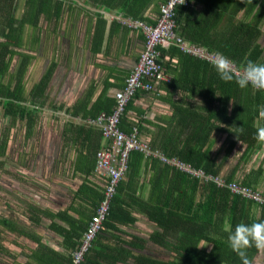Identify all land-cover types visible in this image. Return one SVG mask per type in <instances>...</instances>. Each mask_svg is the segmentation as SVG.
<instances>
[{
    "label": "trees",
    "instance_id": "trees-1",
    "mask_svg": "<svg viewBox=\"0 0 264 264\" xmlns=\"http://www.w3.org/2000/svg\"><path fill=\"white\" fill-rule=\"evenodd\" d=\"M163 1L83 0V3L108 10H118L129 18L154 24L160 13V3ZM233 1L234 5L230 9L227 5L229 0H188L187 5H180L174 9L176 23L174 31L183 39L209 52L223 53L238 68H243L249 60L264 63V44L260 41L261 26L264 24V0ZM154 2L157 14L148 22L143 12L150 3ZM240 10L242 17L238 18ZM76 12L90 13L75 0H0V105L11 116L6 126L5 137L0 142L2 149L11 126H15L18 120L26 124V135L30 132L34 122L33 113L26 100L28 96L33 98L43 94L53 70L54 65L51 64L27 93L25 74L33 58L30 50L41 39L43 45L41 49L45 51L48 45L46 32L48 35L57 34V30L64 25L63 17L67 15V20L70 21ZM60 20L62 21L59 22ZM103 21L95 20L92 32L90 31L92 27L87 28V32L91 33L94 49L101 43ZM71 35L73 38L76 31H72ZM160 52L165 72L173 70L170 69L172 65L170 58L176 57L178 62L184 65L181 67V72L186 76L189 84L195 82L199 87L204 85L201 89L202 93L214 94L216 98L214 109H208L214 114L213 118L230 124L225 128L228 131L225 138L216 147L218 143L213 134L223 129H220L217 123L214 131L212 125L207 124V118L211 116L199 115L196 118L193 112L187 120H191L194 130L190 128L183 141H179L178 136L170 134L157 145L150 141L149 146L166 156H175L205 173L220 175L228 183L235 182L254 190L258 189L263 168L258 165L245 170V166L252 153L264 142L257 138L258 129L264 127V90H257L251 86L241 89L234 81L227 83L222 81L213 62L183 52L173 44L161 48ZM14 60L18 64L11 71ZM229 97H232V105L228 110L224 106ZM113 105L114 100L104 112H110ZM100 112L102 111L96 110L92 119ZM182 120L184 123L187 121L186 118ZM122 123L123 117L120 119V127L126 131L136 126L131 124L126 129ZM241 128L243 131H240ZM237 141L245 144L241 153L234 151ZM141 157L143 154L138 150L129 152L126 173L128 175L131 173L132 178L139 170ZM146 158L153 163L152 166L161 163L160 167L157 166L158 169L162 170V174L168 175L167 194L163 189L165 181H160L158 176L153 179V191L148 200L143 201L135 197V204L137 206L140 204L144 213L152 220L155 229L148 233L146 240L134 235L123 237L109 232L108 228L116 229L118 222H127L124 212L128 207H136L121 193L124 189L133 190V188L127 181L121 180L115 188L104 228L97 233L81 264H242L241 259L229 246L228 237L239 223L251 224L264 221V205L238 193H232L227 186H217L212 181L205 182L203 179L192 177L180 169L161 162L157 157L146 156ZM226 162H230V165L225 172ZM175 182L177 183L174 185ZM102 191L103 185L100 189H96L95 197L91 199L85 196L78 199V202H75V196L72 194L67 209H70L69 206L77 210L85 209L89 213L85 225L81 219L73 227L66 209L56 214L61 219L69 221L73 227L68 231L63 227L52 225V228L64 236L66 245L71 251L77 247L81 232L94 215L102 198ZM262 192L264 193V189ZM73 203L77 206L75 207ZM256 208H259L258 215L255 212ZM206 209H209V215L205 218ZM40 211L55 216L48 212V208H41ZM129 220L133 222L135 219L130 216ZM148 242L153 243L155 248L148 247ZM157 246L164 251H159ZM48 251L54 250L41 244V253L38 257L42 261L48 259L44 264H70V255L65 257L64 262L58 263L49 260L53 255L48 254ZM258 251L259 248L255 246L247 249V257L251 262Z\"/></svg>",
    "mask_w": 264,
    "mask_h": 264
},
{
    "label": "crops",
    "instance_id": "crops-1",
    "mask_svg": "<svg viewBox=\"0 0 264 264\" xmlns=\"http://www.w3.org/2000/svg\"><path fill=\"white\" fill-rule=\"evenodd\" d=\"M75 1L90 13L76 12L70 21L65 15L64 25L57 30V34L48 35L46 32V50L41 49V39L30 50L33 58L25 74L27 93L46 69L54 65L43 94L33 98L28 96L26 100L32 109L34 121L30 132L26 135V124L18 120L15 126H11L4 148L0 147V264H44L48 259L42 261L38 257L41 244L54 250L48 251V254L53 255L49 259L53 262L62 263L70 255L71 248L66 245L64 236L52 225L71 231L81 219L84 225L89 219L85 209L67 207L72 194L75 202L85 196L92 199L96 189L103 185L102 176L94 170V162L95 151L104 146L106 140L101 136L99 126L91 119L96 110L104 111L111 106L114 92L123 86L125 77L142 49V31L122 23L128 16L118 10L84 4L83 0ZM233 2L229 0L227 3L230 9ZM155 14V2L150 3L143 12L148 22L154 19ZM237 17H242V10ZM98 19L104 20L101 24L103 35L101 43L94 49L87 28L92 27V32ZM262 27L263 24V35ZM72 31H76L73 38ZM170 60V69L173 70L166 71L167 80L155 82L151 91H137L127 103L122 126L127 129L129 125L135 124L139 137L148 144L151 141L157 145L170 134L183 141L186 132L190 128L194 130L191 120L187 119L195 112L193 115L196 118L199 115L211 116L207 118V124L212 125L214 131L217 123L223 129L213 134L217 147L228 133L225 128L230 123L213 118L214 114L208 109H214V94L202 93L204 85L199 87L195 82L189 84L181 72L184 65L176 57ZM17 64L15 61L11 71ZM231 105L232 97H229L224 108L229 110ZM184 118L187 120L185 123L182 120ZM10 119V114L0 105V142L5 137ZM263 143L251 155L261 154L260 162L257 163L261 166H264ZM13 147H17L16 152ZM244 147V143L237 141L234 151L241 153ZM151 164L143 155L137 174L132 178L131 173H126L123 179L133 190L124 189L121 193L134 205L135 197L148 200L153 191V179L158 176L160 181H165L163 189L167 194L168 175L158 169L161 163L156 166ZM229 165L230 162L225 163V172ZM257 187L264 189V173ZM163 189L160 190L161 195ZM41 208H48V212L55 216L42 213ZM65 209L73 227L69 221L56 216ZM255 212L258 215L259 208ZM205 214L206 218L209 209H206ZM130 216L135 219L133 222L129 220ZM124 217L127 222H118L116 229L108 228L110 233L123 237L134 235L146 240L148 233L155 229L140 204L128 207ZM14 228L15 231L12 230ZM262 252L263 249H259L252 263L264 264Z\"/></svg>",
    "mask_w": 264,
    "mask_h": 264
},
{
    "label": "built area",
    "instance_id": "built-area-1",
    "mask_svg": "<svg viewBox=\"0 0 264 264\" xmlns=\"http://www.w3.org/2000/svg\"><path fill=\"white\" fill-rule=\"evenodd\" d=\"M188 0H164L159 6V16L154 24L145 21L126 18L122 23L131 28H139L143 35V45L138 58L125 77L124 84L114 92V105L110 112H100L92 119L99 125L101 136L106 144L96 151V171L104 179L102 198L90 218L86 228L82 232L80 241L75 249L70 252V264H81L84 254L92 246L97 233L104 228L109 207L117 184L124 179L128 169V156L132 150L140 151L144 156L157 157L161 162L180 169L192 177L212 181L217 186H227L232 193H238L264 205V193L259 189L238 183H228L220 175L205 173L201 169L192 167L189 163L175 156H166L164 153L149 146L142 140L136 126L130 131H124L120 127V119L125 112L126 105L137 91H149L154 88L157 81L167 80L161 60V48L175 45L183 52L196 55L210 62L214 60V53L205 48L190 43L177 35L174 31L175 7L187 5Z\"/></svg>",
    "mask_w": 264,
    "mask_h": 264
},
{
    "label": "clouds",
    "instance_id": "clouds-1",
    "mask_svg": "<svg viewBox=\"0 0 264 264\" xmlns=\"http://www.w3.org/2000/svg\"><path fill=\"white\" fill-rule=\"evenodd\" d=\"M213 66L219 78L226 83L234 81L241 89L251 86L257 90H264V63L249 60L243 68H238L230 58L217 52L214 53ZM257 138L264 141V127L258 129ZM228 242L242 264H251L247 257V249L253 246L264 249V221L237 224L229 235Z\"/></svg>",
    "mask_w": 264,
    "mask_h": 264
},
{
    "label": "rangeland",
    "instance_id": "rangeland-1",
    "mask_svg": "<svg viewBox=\"0 0 264 264\" xmlns=\"http://www.w3.org/2000/svg\"><path fill=\"white\" fill-rule=\"evenodd\" d=\"M262 28H263V35L261 36V40H260V41H261L262 44H264V24H263V27H262ZM15 61H16V60H14V62H15ZM13 65H14V63H13ZM13 65H12V66H13ZM263 144H264V143H263ZM14 146H16V145H14ZM13 148H15V149H13V151L16 152V148H17V147H13ZM258 152H259V151H257V153H258ZM259 154H260V153H259ZM259 154H258L257 156L254 155L255 158H253L254 156L251 157V161H248V163L246 164L247 167L245 166V169H246V170H249L250 168H255V167L258 166L257 163L260 162L259 157L261 156V154H260V155H259ZM262 155H263V154H262ZM252 160H253V161H252ZM252 165H253V166H252ZM261 167L263 168V173H264V166H261ZM261 185H262V184H261ZM259 189H260V188H259ZM152 244H153V243H150V242L147 243L148 247H150V248H151V247H152V248H155V247H153ZM201 246H202V245H201ZM157 247H158V246H157ZM158 249H159V251H164L161 247H158ZM262 253L264 254V249H263V252H262ZM252 262H253V261H252ZM252 262H251V263H252ZM252 264H255V263H252Z\"/></svg>",
    "mask_w": 264,
    "mask_h": 264
}]
</instances>
